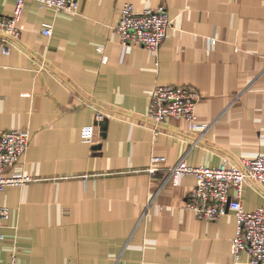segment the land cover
Wrapping results in <instances>:
<instances>
[{
  "label": "crops",
  "instance_id": "obj_1",
  "mask_svg": "<svg viewBox=\"0 0 264 264\" xmlns=\"http://www.w3.org/2000/svg\"><path fill=\"white\" fill-rule=\"evenodd\" d=\"M15 2L0 0V15ZM125 2L164 5L171 24L157 50L119 42ZM18 26L0 50V131L30 132L5 173L34 180L0 191V264L14 248L17 264H233V213L198 218L184 207L195 176L173 183L166 167L264 154V0H79L77 12L27 0ZM156 84L194 88L207 128L141 125ZM153 155L164 161L151 174ZM241 200L256 209L264 186L247 182Z\"/></svg>",
  "mask_w": 264,
  "mask_h": 264
},
{
  "label": "built area",
  "instance_id": "obj_2",
  "mask_svg": "<svg viewBox=\"0 0 264 264\" xmlns=\"http://www.w3.org/2000/svg\"><path fill=\"white\" fill-rule=\"evenodd\" d=\"M26 1L16 0L10 15H0V50L3 53L10 51L20 35L18 21ZM36 1L56 11L77 12L79 8V0ZM170 24L171 19L164 5L136 11L130 2H125L114 30L119 42L126 47L142 46L157 50ZM41 32L46 36L51 35L52 26H43ZM198 98L199 93L190 86L156 84L148 109L140 116V124L149 126L154 134H158L167 117L182 118L188 121L190 132H203L207 124L197 119ZM29 142L30 132L27 129L0 131V191L7 186H21L34 180L22 170L5 173L27 150ZM162 161L163 156L153 155L144 170L153 174L162 168L159 165ZM166 170L168 179L173 183L187 173L195 176V185L188 192L184 207L193 211L198 218L218 219L229 211L233 213L236 222L230 246L233 264H264V201L256 209L246 211L241 200L242 189L247 182L264 186V154L240 158L236 162L223 159L217 166L189 165L182 157ZM8 218L9 208L0 205V223ZM16 251L14 248L3 264H17ZM243 252L248 254L245 261L241 259Z\"/></svg>",
  "mask_w": 264,
  "mask_h": 264
}]
</instances>
